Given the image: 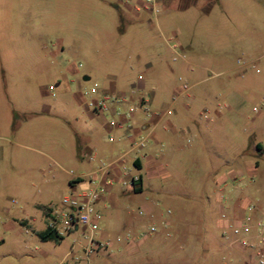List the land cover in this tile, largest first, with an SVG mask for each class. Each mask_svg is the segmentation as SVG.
I'll use <instances>...</instances> for the list:
<instances>
[{
	"label": "rangeland",
	"instance_id": "374dc122",
	"mask_svg": "<svg viewBox=\"0 0 264 264\" xmlns=\"http://www.w3.org/2000/svg\"><path fill=\"white\" fill-rule=\"evenodd\" d=\"M203 7L199 0L186 11H159L157 21L146 12L128 13L125 21L120 0L0 3V264H58L64 258L88 263L81 230L43 241L20 219L44 227L42 206L59 207L71 192L68 179L95 165L81 159L75 145L91 130L106 141L108 115L92 118L84 100L92 87L110 82L130 98L147 95L149 108L170 104L166 116L182 131L163 142L151 172L134 167L129 158L131 169L143 174V189L109 205L106 218L99 215L94 237L110 245L91 253L90 264L110 255H141L147 247L158 253L156 245L140 243L144 238L131 237V251L115 241L127 232L117 217L140 215L137 210L147 204L178 221L158 232L172 243L171 255L189 258L195 252L197 259L188 264H259L255 250L235 240L232 220L217 224L227 216L213 202L217 169L223 166L211 153L223 142L237 146L254 134L264 138L263 131L252 129L264 112V54L255 59L264 52V0H219L209 12ZM168 23L178 28L175 40L185 58L173 59L161 36L172 35ZM190 40L192 49L183 48ZM183 59L193 72L178 66L186 65ZM238 59L250 63L239 66ZM138 76L145 86L132 92ZM183 82L190 88L172 102Z\"/></svg>",
	"mask_w": 264,
	"mask_h": 264
},
{
	"label": "crops",
	"instance_id": "0c3cea01",
	"mask_svg": "<svg viewBox=\"0 0 264 264\" xmlns=\"http://www.w3.org/2000/svg\"><path fill=\"white\" fill-rule=\"evenodd\" d=\"M4 1L5 0H0V3H3ZM198 1L199 0H159V7L160 11H168L172 8H175L179 11H186L190 9V7L196 5ZM120 2L124 6L123 10H119L120 15L125 21L127 19L126 15L128 13L138 16V13L145 12L136 11L133 8L131 2H126L125 0H120ZM201 2L204 5L203 10L209 12L213 5L216 2L218 3L219 0H201ZM157 19L158 16L156 21ZM170 25L171 26L168 25V27H170L169 31L172 33V35L166 36L161 31V36L168 47H170L169 41H177L181 48V43H179L178 40H175L178 28L172 24ZM120 31H124V27H122ZM192 42L193 41L190 40L186 46H183V48L186 47L192 49ZM263 54L264 52L256 56L255 59L259 58ZM184 62L186 65H183L182 63L178 66L181 68L187 66V70H191V72H193V69L189 67V63L191 64V62L188 60H185ZM147 66H152V64L149 63ZM138 78L141 80L139 81V84H132V92L135 91L134 89L143 88L145 86V81L142 80L141 76H138ZM168 83L169 82H167V84ZM97 89L98 93L96 95H89L87 93L88 97L85 98L84 104L92 118H100L102 113H106L108 115V120H106V122L103 124V128H105L108 132L106 137L107 139L106 141L102 140L96 130H91L85 135L78 136L77 143L75 145L77 154L81 159L87 162L94 161L96 163L91 169L81 174L71 176L68 179L70 184L69 190L75 191L89 187L91 185L90 181L86 177H82V175L94 171L102 161L115 158L123 152L127 153L123 163L127 167V174H138L139 176L141 174V187L143 189V174L140 170L135 171L131 169L129 158L132 160L134 167L138 169L145 168L148 170V173L151 172L153 168L157 166L156 156L159 154L157 151L161 150L159 148L163 146V142L166 141V143H170V141H173V138L177 136L178 132H181L182 130H177V125L175 122L171 118H168L166 113H162V111L169 107L170 104H167L165 107L161 106L150 108L152 114L147 116L140 104V101L142 100L148 105H151L150 98L147 95H143L142 93L137 95L133 94L130 98L126 92L116 89L112 82H110V84H108L106 87ZM175 89L177 90V88H174V90ZM102 95L109 97L106 99V105L102 111L96 110L88 104V100L91 97H100ZM110 97H117L119 99L111 100ZM131 106H134L135 109L131 113H128ZM219 114H221L220 111L216 110V115ZM112 119L118 121V124H111L110 121ZM127 123H130L131 126L128 127ZM252 129L255 131L258 130L264 132V112L263 115H260L255 120L252 125ZM145 135L148 136L147 144L141 149L130 151L133 140ZM254 135L250 136L247 143L244 144L233 146L229 142H223L218 150L212 148L211 154L214 153L215 156L221 160V163L218 164H222L223 166L222 168L217 169L219 174L215 178L213 186V202L216 203L221 215L224 214V212L227 215L217 220V224L220 226L231 220L236 222L241 219H246L248 222H250V225L253 229L255 228L254 225L256 221L262 216L264 212V138L261 141ZM92 137H97V140H92ZM24 145L28 147L27 144ZM137 158L139 161V166H137L134 162V160ZM219 166L220 165H217L216 167ZM124 172L125 171L122 168V165H116L112 170L114 183L100 196L96 202V209L98 210L99 215L103 214L105 216L106 209L109 205L117 206L121 196H126L131 191L135 192L133 187L130 185H123L121 183V178L126 176ZM79 185H81V187H79ZM45 207L46 206H42V212L47 219L44 227L34 228L32 223L28 221L27 218H22L20 220H22L26 225H31V227L36 231L45 229L48 224V217ZM142 209L145 210L144 215L133 214L129 216L127 220L117 217L118 222L127 227V232H137L150 222H156L160 226H162L161 224L164 220H167L171 224L178 222L175 217H165L164 213L157 207V204H147L145 208ZM180 225L175 227V234L177 236L180 234ZM253 234L255 233H252L251 235L253 236ZM100 235L105 237L107 235V230L101 228ZM118 235L124 236V234H117L115 236V241H117L116 237ZM160 235V233L152 234L151 236L145 237L140 242L142 244H147L148 246L156 245L158 247V253L152 251V247H147L145 251L143 250L141 255H132L128 253L121 256L110 255L106 259H99L97 264H122L123 262L126 264H188L187 261L197 259V255L193 251L190 253V255H188L189 258L186 257V255L181 258L171 255L170 252L172 249V243L168 240L160 239ZM48 240L51 239L43 241ZM117 243H120V245L118 244L119 248H125L127 251H131L133 249V247H131V243L126 242L124 239L117 241ZM118 245L116 246L118 247ZM192 247H197V244H194Z\"/></svg>",
	"mask_w": 264,
	"mask_h": 264
},
{
	"label": "built area",
	"instance_id": "2783aa9c",
	"mask_svg": "<svg viewBox=\"0 0 264 264\" xmlns=\"http://www.w3.org/2000/svg\"><path fill=\"white\" fill-rule=\"evenodd\" d=\"M126 2H131L133 8L136 11H145L152 15L155 19L158 16L160 11L159 0H125ZM170 48L174 52L173 59L177 57L185 58L184 53L181 51L178 42L169 41ZM239 66H244L250 63L247 60H237ZM190 88L186 82L181 84L180 89L174 93L171 97L172 102L178 97L182 92H186ZM91 93V94H90ZM89 95H96L98 89L92 87L90 89ZM106 97L102 95L100 97H91L88 100V104L96 109L102 111L106 105ZM112 100H118L117 97H110ZM141 106L143 107L147 116L152 114L149 105L145 101H140ZM135 109L134 106L129 108L131 113ZM253 109H256L254 106ZM171 107H167L162 113H169ZM111 124L117 125L118 121L112 119ZM127 126L130 127L131 124L127 123ZM148 136H142L133 140L130 151L135 149H141L147 144ZM126 152L121 153L119 156L104 160L100 165L94 170L87 174L82 175L86 177L91 185L86 188L79 190L71 191L61 197L59 207L53 204L47 205L45 211L48 217V224L51 229H53L56 234L64 236L67 233L72 231L81 230L83 234L87 236V242L83 246L85 257L88 261L87 264H90V254L94 253L102 248H108L110 241H100L94 237L95 231L99 228L98 217L99 212L96 209V202L100 196L114 183V176L112 175V170L116 165H122L124 169L125 177L121 178V183L123 185H130L134 187L135 183L139 181L138 174H127V167L124 163ZM167 212H170V209H167ZM138 214H145V210L142 208L138 209ZM169 222L164 220L160 226L156 222H150L145 225L143 228L139 229L137 232L133 233L131 231L126 232L124 236L118 235L116 237L117 241L124 239L126 242L131 240V237L136 236L137 238H145L150 234H156L161 228L166 229ZM257 232L252 234L250 222L246 219H241L239 221H233L231 229L235 235V240L242 246L250 247L255 250L257 255V261L259 264H264V212L262 216L255 223ZM171 232L167 230L166 235H170ZM73 246L71 247L72 250ZM77 258V257H75ZM58 264H69L67 259L64 258Z\"/></svg>",
	"mask_w": 264,
	"mask_h": 264
},
{
	"label": "trees",
	"instance_id": "16d2710c",
	"mask_svg": "<svg viewBox=\"0 0 264 264\" xmlns=\"http://www.w3.org/2000/svg\"><path fill=\"white\" fill-rule=\"evenodd\" d=\"M135 164L137 166H139V161H138V158L134 160ZM141 174L139 176V181L135 183L134 187H133V190L135 192H139L142 190V187H141ZM21 223H23L22 220H20ZM35 233L43 240H47V239H52V240H55V241H59L63 238V236H60L58 234H56V232L51 229L49 226H46L45 229L43 230H34Z\"/></svg>",
	"mask_w": 264,
	"mask_h": 264
},
{
	"label": "water",
	"instance_id": "95a60500",
	"mask_svg": "<svg viewBox=\"0 0 264 264\" xmlns=\"http://www.w3.org/2000/svg\"><path fill=\"white\" fill-rule=\"evenodd\" d=\"M83 78L86 79V78H88V76L85 75Z\"/></svg>",
	"mask_w": 264,
	"mask_h": 264
}]
</instances>
